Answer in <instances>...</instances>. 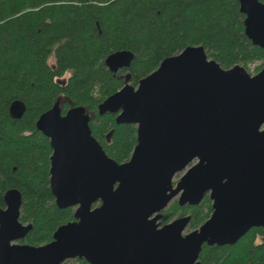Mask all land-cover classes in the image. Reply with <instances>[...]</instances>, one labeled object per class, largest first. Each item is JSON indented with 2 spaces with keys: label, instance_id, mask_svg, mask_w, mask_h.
I'll list each match as a JSON object with an SVG mask.
<instances>
[{
  "label": "water",
  "instance_id": "95a60500",
  "mask_svg": "<svg viewBox=\"0 0 264 264\" xmlns=\"http://www.w3.org/2000/svg\"><path fill=\"white\" fill-rule=\"evenodd\" d=\"M238 2L245 34L264 48V1ZM133 57L118 50L104 62L116 72ZM25 109L15 99L8 110L20 118ZM100 110H120L116 122L136 126L130 158L117 163L105 154L81 108L42 113L36 126L52 149L51 192L79 221L60 225L46 244L20 243L30 226L19 220L20 194L10 192L0 208V264H200L204 243L232 244L264 225V66L253 75L239 64L224 68L202 46H187ZM206 191L213 211L198 228L183 234L188 215L159 226L156 214L174 194L181 205H197Z\"/></svg>",
  "mask_w": 264,
  "mask_h": 264
},
{
  "label": "trees",
  "instance_id": "16d2710c",
  "mask_svg": "<svg viewBox=\"0 0 264 264\" xmlns=\"http://www.w3.org/2000/svg\"><path fill=\"white\" fill-rule=\"evenodd\" d=\"M245 17L238 0H0V208L7 194H20L19 220L30 229L19 242L46 244L60 225L79 221L75 207L59 208L51 192L52 149L36 126L42 113L81 108L105 154L125 162L137 143L136 126L117 123L120 110L101 111L104 101L126 83L136 87L187 46H202L224 68L239 64L248 71L252 64L257 73L264 48L245 34ZM118 50L134 57L111 72L104 60ZM15 99L26 106L20 118L9 114ZM212 211L205 194L197 205L175 199L156 216L161 226L188 215L191 231ZM263 233L260 225L232 244L204 243L198 262L264 264V241L257 243Z\"/></svg>",
  "mask_w": 264,
  "mask_h": 264
},
{
  "label": "rangeland",
  "instance_id": "374dc122",
  "mask_svg": "<svg viewBox=\"0 0 264 264\" xmlns=\"http://www.w3.org/2000/svg\"><path fill=\"white\" fill-rule=\"evenodd\" d=\"M254 65H249V68H248V71L251 75L254 74ZM196 160H193L190 164L194 163ZM183 172H179V173H176L171 181V189L170 191H173L175 189V187L177 186V182L179 181V178L180 176L182 175ZM179 196V194H174V196L172 197L171 201L168 203V205L174 200V199H177ZM174 219L176 218H173L171 221H173ZM157 223H159V221L157 220ZM160 226V224H159ZM189 232V229L186 228L184 231H183V234ZM63 264H78L76 260L74 259H67Z\"/></svg>",
  "mask_w": 264,
  "mask_h": 264
},
{
  "label": "flooded vegetation",
  "instance_id": "af4514ba",
  "mask_svg": "<svg viewBox=\"0 0 264 264\" xmlns=\"http://www.w3.org/2000/svg\"><path fill=\"white\" fill-rule=\"evenodd\" d=\"M118 70H119V69H118ZM118 70H117V71H118ZM190 165H191V164H189L185 169H183V170L180 171V172H183V173H184V172L188 169V167H189ZM177 173H179V172H177ZM183 173H182V175H183ZM182 175H181V176H182ZM181 176H180V177H181ZM179 179H180V178H179ZM177 194L180 195V193H177ZM205 194H208V196H209V198H210V191H206V192L203 194V197H204ZM203 197H202V199H203ZM178 198H179V196H178ZM178 198H177L176 200H178ZM210 199H211V198H210ZM174 200H175V199H174ZM211 201H212V200H211ZM259 226H260V225H259ZM254 227H255V226H254ZM259 240H260V241H259ZM261 241H264V233H263L262 236H261V235L259 236V238L257 239V243H259V242H261ZM72 259L76 260L77 258H72ZM66 260H67V259H66ZM66 260H65V261H66ZM65 261H64V262H65ZM64 262H63V263H64ZM63 263H62V264H63Z\"/></svg>",
  "mask_w": 264,
  "mask_h": 264
}]
</instances>
